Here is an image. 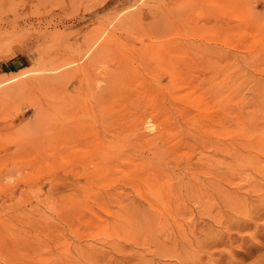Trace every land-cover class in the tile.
I'll use <instances>...</instances> for the list:
<instances>
[{"label": "rangeland", "instance_id": "374dc122", "mask_svg": "<svg viewBox=\"0 0 264 264\" xmlns=\"http://www.w3.org/2000/svg\"><path fill=\"white\" fill-rule=\"evenodd\" d=\"M131 12L142 13L139 24ZM146 27L159 39L148 38ZM172 41L179 43L173 51ZM170 70L188 89L169 85ZM20 71L30 74L12 80ZM147 84L169 87L167 108L152 105ZM112 107L123 119L107 116ZM117 130L124 133L118 143L98 152L96 140ZM194 137L207 140L209 158ZM217 147L226 159L222 190L201 201L180 191L183 175L212 180ZM155 148L165 178L151 189L132 165ZM261 157L264 0H0V264H264ZM237 195L248 202L237 203Z\"/></svg>", "mask_w": 264, "mask_h": 264}, {"label": "bare ground", "instance_id": "6f19581e", "mask_svg": "<svg viewBox=\"0 0 264 264\" xmlns=\"http://www.w3.org/2000/svg\"><path fill=\"white\" fill-rule=\"evenodd\" d=\"M194 1H196V0H194ZM246 1V0H245ZM217 2V1H216ZM222 2V1H221ZM231 2V1H230ZM160 3V2H159ZM207 3V2H206ZM224 3V2H223ZM249 3V2H248ZM222 5V4H221ZM244 5V4H243ZM144 6V5H143ZM150 8V7H149ZM166 8V7H165ZM248 9V8H247ZM254 9V8H253ZM182 10H184V9H182ZM181 10V11H182ZM127 12V11H126ZM129 12V11H128ZM159 12V11H158ZM133 13H135V12H133ZM132 12H131V16L133 17V20H131V21H134L135 22V24H139V22H141V19H143L142 18V13H140V14H133ZM181 13V12H180ZM128 14V13H127ZM154 14V13H153ZM152 14V15H153ZM125 15V14H124ZM122 16V15H121ZM125 17V16H124ZM123 17V18H124ZM127 17V16H126ZM129 17H130V15H129ZM168 19V18H167ZM166 19V20H167ZM179 19V18H178ZM118 20H119V17H118ZM118 20H116V21H118ZM125 21H123L124 23L126 22V21H128V20H126V18L124 19ZM120 21V20H119ZM121 21H122V19H121ZM120 21V22H121ZM129 21H130V19H129ZM149 21V20H148ZM154 21V20H153ZM120 22H118V23H120ZM157 22V21H156ZM160 22H161V20H160ZM159 22V23H160ZM171 22V21H170ZM257 22H258V20H257ZM256 22V23H257ZM127 23V22H126ZM147 23V22H146ZM151 23V22H150ZM158 23V24H159ZM168 23V22H167ZM218 23V22H217ZM250 23V22H249ZM121 24H123V23H121ZM254 24V23H253ZM126 25V24H125ZM144 25V24H143ZM152 24H150V26H151ZM155 25V24H154ZM163 25V24H162ZM170 24H168V26H169ZM113 26V25H112ZM120 27H121V25H119ZM124 26V25H123ZM145 26H147V24L145 25ZM149 26V25H148ZM171 26H172V24H171ZM257 26V25H256ZM152 27V26H151ZM157 27H159V26H157ZM164 27L165 26H163V29H164ZM142 28V27H141ZM147 29L145 30L146 31V35L147 36H149L148 38H158L159 39V37L160 36H158V35H155L154 33H152V32H154V31H150V29H148V27H146ZM160 28V27H159ZM121 29H122V27H121ZM173 29V28H172ZM165 30V29H164ZM170 30V29H169ZM168 30V31H169ZM202 30V29H201ZM144 31V30H143ZM143 31H142V34H143ZM161 31V30H160ZM173 31V30H172ZM156 32V31H155ZM167 32V31H166ZM110 33H112V32H110ZM110 33H109V35H110ZM100 34V33H99ZM145 34V33H144ZM114 36L112 37L113 38V43H114V38H116L115 36V34H113ZM164 35V34H163ZM140 36V35H139ZM142 36V35H141ZM98 37V36H97ZM96 37V38H97ZM143 37V36H142ZM141 37V38H142ZM109 38V37H108ZM107 38V39H108ZM144 38V37H143ZM105 39V38H104ZM96 40V39H95ZM106 41H107V43H106ZM108 41H110V40H106L105 39V43L107 44V45H109V43H108ZM146 41V40H145ZM144 41V42H145ZM103 42V41H102ZM167 44H164V45H168L169 44V41H165ZM183 42V41H182ZM189 42V41H188ZM105 43H103V45L105 44ZM149 43V42H148ZM148 43H145V44H147L148 45ZM191 43V42H190ZM197 43V42H196ZM102 44V43H101ZM105 44V45H106ZM112 44V43H111ZM144 44V43H143ZM143 44H142V46H143ZM171 45H172V47H171V49L170 50H174V47L173 46H176V45H179V43H177L176 41H172L171 43H170ZM181 44V43H180ZM193 44V43H192ZM198 44V43H197ZM138 45V44H137ZM140 45V44H139ZM151 45V44H150ZM195 45V44H194ZM205 45V44H204ZM110 46V45H109ZM142 46H140L141 48H142ZM139 47V48H140ZM144 47V46H143ZM176 47H178V46H176ZM175 47V48H176ZM196 47V46H195ZM145 48V47H144ZM103 49V48H102ZM143 49V48H142ZM176 49H178V48H176ZM152 50V49H151ZM172 50V51H173ZM187 50V49H186ZM207 50V49H206ZM205 50V51H206ZM144 51L145 50H143V53H144ZM169 51V50H168ZM202 51V50H201ZM148 52V51H147ZM154 52V51H153ZM177 52V51H176ZM179 52V51H178ZM199 52V51H198ZM101 53V52H100ZM141 53V52H140ZM118 54V53H117ZM135 54V53H134ZM97 55V54H96ZM180 56V55H179ZM117 59V58H116ZM144 60V59H143ZM147 60H148V58H147ZM140 61V60H139ZM141 62V61H140ZM139 62V63H140ZM123 63V62H122ZM138 63V62H137ZM114 64V63H113ZM141 64V63H140ZM158 64V63H157ZM122 66V65H121ZM126 66V65H125ZM155 66H156V64H155ZM85 67V66H84ZM146 67V66H145ZM164 67V66H163ZM172 67H173V65H172ZM189 67V66H188ZM187 67V68H188ZM181 68V67H180ZM83 69H85V68H83ZM173 69V68H172ZM149 70V69H148ZM168 70V69H167ZM145 71V70H144ZM176 71V70H175ZM175 71H171L170 70V72H169V85H171V87H177L178 89H180L182 86H184L183 88H187V85H188V83H186V81H187V79H186V81H183V75L182 76H180L179 75V73L177 74V72H180V70L178 69L177 70V72H175ZM27 72V71H26ZM26 72L25 71H20V72H17L16 73V75L12 78V80L13 79H17L18 77H20V76H24V75H26ZM28 72H30L29 70H28ZM27 72V73H28ZM32 72V71H31ZM30 72V73H31ZM146 72V71H145ZM149 72V71H148ZM163 72H164V70H163ZM186 72V71H185ZM30 73H28V74H30ZM153 73V72H152ZM187 73V72H186ZM200 73V72H199ZM27 74V75H28ZM137 74V73H136ZM165 74V73H164ZM202 74V73H201ZM201 74H199L198 76H200V77H202L204 74H202V76H201ZM133 75V74H132ZM163 76V75H162ZM186 76H187V74H186ZM198 76H197V78H198ZM142 77V76H141ZM150 77V76H149ZM102 78V77H101ZM149 79V78H148ZM147 79V80H148ZM189 79H191V78H189ZM189 79H188V81H189ZM150 81V80H149ZM151 81H153V80H151ZM191 81V80H190ZM190 81H189V83H190ZM205 81V80H204ZM114 82H116V80H114L113 79V83ZM155 82V81H154ZM164 82V81H163ZM112 83V84H113ZM159 83V82H158ZM187 85H186V84ZM201 83V82H200ZM111 84V85H112ZM115 84V83H114ZM128 84V83H127ZM186 85V87H185V85ZM192 84V83H191ZM191 84H189V86L191 87ZM203 84H205V83H203ZM107 85H108V83H107ZM173 85V86H172ZM198 85H200V84H198ZM198 85H197V87H198ZM160 87H157V88H154V85H152V84H147V86H144V88L146 89V93H149L148 95H150V97H148V95H147V97L149 98V99H151V102H152V105L154 104V106H156V107H160V106H162V104L164 103V97H163V91H164V89L166 88V89H168L169 87H167L166 85H163V84H160L159 85ZM193 86V85H192ZM125 87V86H124ZM196 87V88H197ZM128 88V87H127ZM194 88V87H193ZM132 89V88H131ZM145 89H143V90H145ZM188 89V88H187ZM129 90H130V88H129ZM133 90V89H132ZM169 90V89H168ZM167 91V90H166ZM170 91H172V89L170 90ZM186 91V90H185ZM193 91V90H192ZM133 92V91H132ZM144 92V91H143ZM143 92H140V93H143ZM194 92V91H193ZM134 93V92H133ZM168 93H169V91H168ZM178 93V92H177ZM118 94H119V92H118ZM139 94V93H138ZM171 94H173V93H171ZM181 94V93H180ZM134 95V94H133ZM174 95V94H173ZM173 95H170L171 97H176L175 95L173 96ZM182 95V94H181ZM201 95V94H200ZM95 96V95H94ZM139 96V95H138ZM146 96V95H145ZM144 96V97H145ZM106 97V96H105ZM124 97V96H123ZM141 97V96H140ZM153 99H152V98ZM181 97V96H180ZM108 98V97H107ZM118 98V97H117ZM147 98V100H149ZM104 99V98H103ZM106 99V98H105ZM104 99V100H105ZM174 99V98H173ZM198 99V98H197ZM197 99H195L194 98V100H197ZM206 99V98H205ZM204 99V100H205ZM107 100V99H106ZM109 100V99H108ZM107 100V101H108ZM127 100V99H126ZM153 100V101H152ZM166 100H168V98L166 99ZM185 100V99H184ZM193 100V101H194ZM102 101V100H101ZM132 101H133V99H132ZM106 102V101H105ZM108 102H112V100L111 101H108ZM134 102V101H133ZM139 102H141V101H139ZM143 102V101H142ZM141 102V103H142ZM150 102V101H149ZM171 102V101H170ZM190 103H192L191 101H190ZM201 103L203 104V101L202 102H200V104L199 105H201ZM101 105H103L102 103H100ZM124 104H126V101H124L123 102V106H124ZM164 104H166V103H164ZM163 104V105H164ZM167 104H168V102H167ZM173 104V103H172ZM194 105H195V103H193ZM63 105H65V104H63ZM127 105H129V104H127ZM139 105H140V103H139ZM150 105H151V103H150ZM174 105V104H173ZM176 105V104H175ZM204 105H205V102H204ZM122 106V105H121ZM167 105H164V107L165 108H167L166 107ZM176 106H178V105H176ZM180 106V105H179ZM202 106V105H201ZM206 106V105H205ZM125 107V106H124ZM128 107V106H127ZM133 107H134V104H133ZM152 107V106H151ZM160 108V109H163V110H165V108ZM198 107V106H197ZM204 106H202L201 108H203ZM100 108H103V107H100ZM108 108V107H107ZM175 108V107H174ZM179 108H181L182 109V106H180ZM198 108H200V107H198ZM198 108H196V109H198ZM60 108H58V110H59ZM154 108L152 107V110H153ZM169 109V108H168ZM168 109H167V111H168ZM176 109V108H175ZM206 109V108H205ZM103 110V109H102ZM121 110H123V109H121ZM180 110V109H179ZM46 111V110H45ZM109 111V110H108ZM139 111V110H138ZM153 111H155V109L153 110ZM152 111V112H153ZM170 111V110H169ZM178 111V110H177ZM183 111H184V109H183ZM196 111V110H195ZM39 112L41 113V111L39 110ZM43 112V111H42ZM103 112H104V110H103ZM106 112H107V110H106ZM165 112V111H164ZM190 112V111H189ZM188 112V113H189ZM198 113H200V111H197ZM201 112H203V110L201 111ZM206 112V111H205ZM49 113H52V112H50L49 111ZM105 113V112H104ZM109 113V112H108ZM111 113V114H110ZM110 116H109V114L107 115L108 117H110L112 120H113V118H116V119H120V118H122V117H124V116H122V117H120V115H119V110L117 109V108H114V107H112L111 109H110ZM124 113V112H123ZM133 113H134V111H133ZM162 113V112H161ZM176 113H179V112H176ZM185 113V112H184ZM191 113V112H190ZM197 113V114H198ZM42 114V113H41ZM126 114V113H125ZM150 114H151V112H150ZM166 114V113H165ZM172 114V113H171ZM192 114V113H191ZM222 114V113H221ZM38 115V114H37ZM40 115V114H39ZM119 115V117L120 118H118V117H116V116H118ZM128 115V114H127ZM137 115V114H136ZM158 116H159V114H157ZM156 115V116H157ZM189 115V114H188ZM196 115V114H195ZM194 115V118L196 119V116ZM216 115V114H215ZM155 116V117H156ZM157 116V117H158ZM161 116V115H160ZM190 116V115H189ZM188 116V117H189ZM213 116V115H212ZM220 116V115H219ZM129 117V116H128ZM133 117V116H132ZM164 117V116H163ZM163 117H162V119H163ZM183 117H184V115H183ZM218 117V116H217ZM221 118H222V116H220ZM72 118V117H71ZM70 118V119H71ZM92 118V117H91ZM100 118V117H99ZM104 118H105V116H104ZM173 118L175 119V120H178L177 119V117H174L173 116ZM173 118H172V120H173ZM180 118V117H179ZM186 118H187V115H186ZM185 117H184V119H186ZM193 118V119H194ZM214 118V117H213ZM66 119V118H65ZM68 119V118H67ZM103 118H101V120H102ZM123 119V118H122ZM144 120H146L145 118H143ZM155 119V118H154ZM161 119V118H160ZM161 119V120H162ZM153 120V119H152ZM156 120V119H155ZM160 120V123H159V125L162 123L163 124V122ZM164 120V119H163ZM180 120H182V118L180 119ZM192 120V118L190 119V121ZM220 120H222V119H220ZM103 121V120H102ZM101 121V122H102ZM106 121V120H105ZM109 121H110V119H109ZM118 121V120H117ZM116 121V122H117ZM123 121H125V120H123ZM147 121V120H146ZM149 121V120H148ZM148 121L145 123L147 126H148ZM185 121V120H184ZM196 121V120H195ZM108 122V121H107ZM119 122V121H118ZM116 123V124H119V123ZM133 122H135L136 124H140L141 123V120H140V117L138 116H136V118H133ZM153 122V121H152ZM157 122H159V119H158V121ZM178 122V121H177ZM218 123L220 122L221 123V121H217ZM222 122H223V120H222ZM112 123H113V121H112ZM173 123V122H172ZM176 123V122H175ZM101 124V123H100ZM103 124V123H102ZM124 124H126V122H124ZM149 124H152V123H149ZM166 124V123H165ZM105 125V124H104ZM115 125V124H114ZM141 125H142V123H141ZM158 125V126H159ZM170 125H172V124H169V127H170ZM174 125H176V124H174ZM178 125H180V123L179 124H177V126ZM186 125V124H185ZM188 125H190V124H188ZM191 125H192V123H191ZM103 126V125H102ZM111 126V125H110ZM161 126H163V125H161ZM161 126H160V130L161 131H158V132H160V136L161 137H164L165 136V126H164V128L163 129H161ZM167 126V125H166ZM176 126V127H177ZM180 126H182V125H180ZM179 126V127H180ZM196 126H198V125H196ZM194 127V128H197V127ZM92 127V126H91ZM112 127V126H111ZM138 126H136L135 128H137ZM176 127H174V128H176ZM179 127H177V128H179ZM130 128H133V127H130ZM130 128H129V130H130ZM168 128V127H167ZM174 128H172V130H170L171 131V133H173V131L175 130ZM183 128V127H182ZM185 129L184 130H186V131H188V132H191L190 130H192V128H190L189 130H187L186 129V127H184ZM134 129V128H133ZM144 129V128H143ZM145 129H146V127H145ZM156 129H157V125H156ZM174 129V130H173ZM92 130V129H91ZM110 130V129H109ZM123 130V129H122ZM127 130H128V128H127ZM141 130H142V128H141ZM158 130H159V128H158ZM183 130V129H182ZM63 131V130H62ZM68 131V130H67ZM66 131V132H67ZM71 131H74V130H70L69 132H71ZM93 131V130H92ZM124 131V130H123ZM123 131H120V130H117V131H113L111 134H109V135H107L108 133H109V131H108V133L107 134H105L106 132H103V135H102V137H100V138H98V137H96V142H94L93 143V145L96 143V145H98V146H100L101 147V149H99L98 150V152L101 150V152H103V150H105L109 145H116V143H118V139H119V136H120V134L122 135V137H123ZM126 131V130H125ZM134 131H135V129H134ZM167 131H169V130H167ZM180 131V130H179ZM65 132V133H66ZM75 132V131H74ZM94 132V131H93ZM97 132V131H96ZM133 132V131H132ZM146 132V131H145ZM145 132L144 133H142V131H141V133L139 134L140 136H144V135H146L145 134ZM197 132V131H196ZM195 132V133H196ZM63 133V132H62ZM61 133V134H62ZM98 133V132H97ZM128 132H126V135L128 136V135H131L130 134V132H129V134H127ZM138 133H139V131H138ZM181 133H183V132H181ZM193 132H191V133H189V134H191V136H193V134H192ZM199 133V132H198ZM201 133V132H200ZM70 135H71V133H69ZM76 134V133H75ZM75 134H73V132H72V135L74 136V137H77V136H75ZM95 134V133H94ZM135 134V133H134ZM159 134V133H158ZM178 134V133H177ZM197 134V133H196ZM64 135V133L61 135V136H63ZM85 135V134H84ZM89 135V134H88ZM91 135V134H90ZM89 135V136H90ZM180 135H182V134H180ZM179 135V136H180ZM60 136V137H61ZM65 136V135H64ZM96 136H97V134H96ZM127 136H124V137H127ZM149 136V135H148ZM159 136V135H158ZM201 136V135H200ZM67 138H68V136H66ZM66 137H65V141H69V138L66 140ZM73 137V138H74ZM82 137V136H81ZM122 137H121V139H122ZM145 137V136H144ZM198 137V136H197ZM71 138V137H70ZM78 138V137H77ZM94 138V137H93ZM135 138H137V137H135ZM134 138V139H135ZM139 138L140 137H138V140H139ZM143 138V137H142ZM142 138H140V139H142ZM185 138V137H184ZM56 138H54V140H55ZM60 139H62V138H60ZM90 139V138H89ZM128 139H129V137H128ZM182 139V138H181ZM63 140V139H62ZM77 140V139H76ZM79 140V139H78ZM77 140V141H78ZM125 140H127L126 138H125ZM189 140V139H188ZM55 141H57V140H55ZM80 141V140H79ZM94 141V140H93ZM132 141V140H131ZM149 141H151L150 139H149ZM193 141L195 142V145L196 144H199V145H201L203 148H201V150H202V154H203V156L205 157V158H209V157H207V154H204V148H205V143L207 142V140H203V139H200V138H196V137H194L193 138ZM212 141V140H211ZM217 141V140H216ZM62 142H64V140L62 141ZM62 142H61V144H62ZM124 142V141H123ZM180 142V141H179ZM182 142V141H181ZM218 142V141H217ZM60 143V142H59ZM91 143V142H90ZM56 144V143H55ZM60 144V145H61ZM68 144V143H67ZM89 144V143H88ZM124 144H126V143H124ZM189 144H190V142H189ZM220 144V143H219ZM57 145V144H56ZM91 145V144H90ZM18 146V145H17ZM55 146V145H54ZM64 146V145H63ZM63 146L61 147V148H63ZM78 146V145H77ZM95 146V145H94ZM177 146V145H176ZM179 146V145H178ZM193 146V145H192ZM219 146V145H218ZM57 147H58V145H57ZM66 147V146H65ZM90 147V146H89ZM171 147V146H170ZM207 147V146H206ZM59 148V147H58ZM57 148V149H58ZM78 148V147H77ZM174 148V147H173ZM190 148H192L191 147V145H190ZM218 148V150L216 149V151H215V154H214V156H215V159H213V164H212V166H211V164H210V168H212L211 169V172L210 173H212L211 175L212 176H214V177H212V180H211V178L209 177V181H202V180H200V179H198V178H195L194 177V174L193 175H189L186 179H184L183 178V176H185V175H183V173H181L183 176H182V178H180V179H177V177L174 179V180H176L177 179V188L181 191V190H185L186 192H188V193H192V194H194L195 196H193V197H195V198H197L198 200H203V199H206V200H209V197L210 196H212L211 194L212 193H210V190L212 191L213 189L214 190H216L217 188H219V186H220V184L221 183H219L218 181H221V179L224 177L223 176V173H224V169H222V167H221V165L223 164V165H225L224 164V160H226V159H224L223 160V158L221 157L223 154H221L222 153V148H220V147H217ZM233 148V147H232ZM245 148H247V147H245ZM91 149V148H90ZM235 149H237V148H235ZM241 149V148H240ZM239 149V150H240ZM244 149V148H243ZM43 150V149H42ZM56 150V149H55ZM59 150V149H58ZM57 150V151H58ZM68 150V149H67ZM205 150H210V149H205ZM222 150V151H221ZM232 150V149H231ZM238 150V151H239ZM246 150V149H245ZM244 150V151H245ZM59 151H61V150H59ZM58 151V152H59ZM62 151H63V149H62ZM70 151V150H69ZM87 151H89V149H87ZM95 151H97V150H95ZM195 151V150H194ZM204 151V152H203ZM234 151V150H233ZM249 150L247 149V153H249L248 152ZM53 152H54V150H53ZM56 152V151H55ZM54 152V153H55ZM65 152H66V150H65ZM189 152H191V151H189ZM196 152V151H195ZM242 152V151H241ZM201 153H199V154H201ZM207 153V152H206ZM231 153H233L234 154V156L235 157H237V162H239L240 160H242V157H244L243 155H242V157H241V153L240 152H231ZM229 154V153H228ZM126 155V154H125ZM250 155V154H249ZM117 156V155H116ZM123 156V155H122ZM129 156V155H128ZM152 157L151 158H149V159H146V158H148V157H146L145 158V160H141V161H139L138 163H137V165L135 164V165H132L133 167V169H134V171L137 173H139V174H136L135 172V176L137 177V178H141L142 180H143V182H144V178L145 177H148L149 179H145V181H147V185L151 188V189H153V187H159L162 183L160 182L162 179H164L165 178V173L162 175L161 174V172H158V169L160 168V165L159 164H157V163H155L156 161H155V159L156 158H159L160 157V150H158L157 148H155L153 151H152V155H151ZM211 156V155H210ZM119 157H121V156H119ZM124 157V156H123ZM145 157V156H144ZM168 157V156H167ZM196 157V156H195ZM200 157V156H199ZM202 157V156H201ZM233 157V156H232ZM231 157V159H233ZM246 157V156H245ZM122 158V157H121ZM139 158V157H138ZM137 158V159H138ZM141 158H142V155H141ZM162 158H164V157H162ZM212 158H214L213 157V154H212ZM246 158H248V157H246ZM245 158V159H246ZM106 159V158H105ZM190 159H192V158H190ZM195 159H197V157L195 158ZM198 159H201V160H204L203 158H198ZM227 159H229V158H227ZM250 159V158H249ZM249 159L246 161V162H248L249 161ZM254 159V158H253ZM261 159L262 160H264V158H262L261 157ZM201 160L200 161H198V160H196V161H198V162H201ZM236 160V159H235ZM234 159L232 160V161H235ZM239 160V161H238ZM243 160H244V158H243ZM242 160V161H243ZM261 160V161H262ZM111 162H113L112 160H111ZM135 162V161H134ZM236 162V161H235ZM236 162V163H237ZM246 162H244V163H246ZM39 163V162H38ZM115 163V162H114ZM117 163V162H116ZM159 163V162H158ZM164 163V162H163ZM202 163H203V161H202ZM207 163H211V162H207ZM227 163V162H226ZM166 164V163H165ZM203 164H205V163H203ZM228 164H232V163H228ZM238 164H243V163H241V162H239ZM108 165V164H107ZM162 165H164V164H162ZM161 165V166H162ZM234 165V164H233ZM246 166V164H243V166ZM143 166V167H142ZM166 165H164V167H165ZM205 166H208V165H205ZM230 166V169H232L233 167H235V165L234 166H232V168H231V165H229ZM228 166V167H229ZM142 167V168H141ZM185 167V166H184ZM190 167V166H189ZM237 167V166H236ZM248 167H250V166H248ZM258 167V166H257ZM97 168V167H96ZM147 168H150V169H147ZM166 168V167H165ZM186 168V167H185ZM192 168V167H191ZM243 168H246V167H243ZM243 168H241L242 170H243ZM145 169H147V170H145ZM161 169V168H160ZM164 169V168H163ZM195 169H197V168H195ZM229 169V170H230ZM235 169V168H234ZM237 169V168H236ZM238 169H240L239 167H238ZM240 169V170H241ZM250 170H251V168H249ZM186 170H187V168H186ZM185 170V171H186ZM194 170V169H193ZM208 170V169H207ZM165 171V170H164ZM204 171V170H203ZM227 172H228V170H226ZM234 171V170H233ZM105 172V171H104ZM196 172H198V170L196 171ZM205 172V171H204ZM207 172V171H206ZM239 172V171H238ZM252 172V171H251ZM237 173V172H236ZM245 173V172H244ZM161 174V175H160ZM178 174H180V173H178ZM185 174V173H184ZM234 173L232 172V175H233ZM239 174V173H238ZM242 174V173H241ZM246 174H248L249 175V172L248 173H246ZM169 175V174H168ZM197 176H198V174H196ZM210 175V174H209ZM225 175V174H224ZM237 175V174H236ZM243 175V174H242ZM78 176V175H77ZM175 176H177V174L175 175ZM186 176H187V174H186ZM196 176V177H197ZM207 176V175H206ZM238 176V175H237ZM170 177V176H169ZM199 177V176H198ZM242 177V176H241ZM243 177H245L244 175H243ZM174 178V177H173ZM214 178V179H213ZM225 178V177H224ZM202 179L204 180L205 179V176L204 177H202ZM207 180H208V178H207ZM256 180V179H255ZM222 181L225 183V181L222 179ZM172 183V182H171ZM218 183H219V185H218ZM254 183V182H253ZM252 184V183H251ZM151 185V186H150ZM256 187V186H255ZM254 189V188H253ZM252 189V190H253ZM262 189V188H261ZM219 190H220V188H219ZM222 190V189H221ZM220 190V191H221ZM219 191V192H220ZM255 191H259L260 192V189H257V190H255ZM91 192V191H90ZM214 192V191H213ZM225 191H223L222 193L223 194H225L224 193ZM217 193V192H216ZM221 193V192H220ZM220 193H219V195H220ZM250 193H251V191H250ZM262 193V192H261ZM260 193V194H261ZM218 194V193H217ZM222 194V195H223ZM214 195V194H213ZM221 195V196H222ZM226 195V194H225ZM251 195V194H250ZM96 196V195H95ZM103 196V195H102ZM224 196V195H223ZM238 196V195H237ZM254 196H256V194L254 195ZM257 196H259V195H257ZM256 196V197H257ZM262 196H264V195H262ZM250 197V196H249ZM103 198V197H102ZM101 198V199H102ZM234 198H235V195H234ZM242 198V197H241ZM241 198H240V196H238V199H237V203H239V204H242V202H243V200H245V199H243V200H241ZM100 199V200H101ZM262 199H264V198H262ZM224 200V199H223ZM229 200H231V199H229ZM236 200V199H235ZM260 200V199H259ZM258 200V201H259ZM226 201L228 202V200L226 199ZM225 201V203H227ZM245 201H247L248 202V200H245ZM205 202V201H204ZM253 202V201H252ZM259 202H261V201H259ZM258 202V203H259ZM233 204V202H228L227 204ZM257 203V202H256ZM206 204V203H205ZM229 204V205H230ZM235 204V203H234ZM252 204V203H251ZM207 206V205H206ZM212 206V205H211ZM219 207H220V205H219ZM250 207V206H249ZM251 208V207H250ZM258 208V207H257ZM234 209H236V208H234ZM248 209V208H247ZM255 209H256V206H255ZM254 209V211H253V213H251L250 212V214H254V212H256L257 210H255ZM250 210H253V209H250ZM242 211V210H241ZM221 212V211H220ZM249 212V211H248ZM258 213H259V211H258ZM258 213L256 212V214L258 215ZM262 213V212H261ZM260 213V214H261ZM245 214H247V213H245ZM255 214V215H256ZM259 214V215H260ZM262 214H264V213H262ZM261 214V215H262ZM258 215V216H259ZM240 216H241V214H240ZM251 216V215H250ZM243 217V216H242ZM242 217H241V219H242ZM252 217L254 218V216L252 215ZM252 217H250L251 219H252ZM262 217V216H261ZM249 218V217H248ZM239 220H240V218H239ZM231 221V220H230ZM242 220H240V222H241ZM235 222V221H234ZM237 222H239L238 221V219L236 220V222L235 223H237ZM249 222V221H248ZM252 222V221H251ZM254 222V221H253ZM234 223V224H235ZM250 223V222H249ZM233 224V225H234ZM238 224V223H237ZM245 224V223H244ZM251 224V223H250ZM227 225H229V224H227ZM230 225H231V223H230ZM232 225V228L234 227ZM243 225V224H242ZM235 226H237V225H235ZM244 226H246V224L244 225ZM231 227V226H230ZM241 227V226H240ZM225 228H227V229H229V226L227 227H225ZM232 228H230V229H232ZM237 228H238V226H237ZM229 229V230H230ZM225 231H226V229H225ZM247 231V230H246ZM227 232V231H226ZM245 232V231H244ZM230 233V232H229ZM253 233V232H252ZM225 235H223V237H224ZM255 237V236H254ZM251 238V237H250ZM222 239V238H221ZM220 239V240H221ZM223 241H224V238H223ZM253 241V240H252ZM262 241H264V240H262ZM262 241H260V242H262ZM257 243H259L258 241H257ZM246 245V244H245ZM262 245H264V243H262ZM262 245L260 246V244H259V246L260 247H262ZM213 246V245H212ZM250 246V245H249ZM249 248V247H248ZM253 248V247H252ZM168 249V248H167ZM182 249V248H181ZM249 250V249H248ZM251 250V249H250ZM245 251V250H244ZM243 251V252H244ZM259 251V250H258ZM245 253V252H244ZM248 253V252H247ZM249 254H251V253H249ZM249 254H246V256L247 255H249ZM253 254V253H252ZM262 255H264V254H262ZM250 256V255H249ZM262 257H264V256H262ZM261 257V258H262ZM257 259V258H256ZM258 260V259H257ZM241 261V260H240Z\"/></svg>", "mask_w": 264, "mask_h": 264}]
</instances>
